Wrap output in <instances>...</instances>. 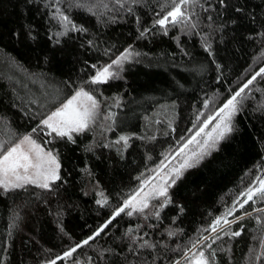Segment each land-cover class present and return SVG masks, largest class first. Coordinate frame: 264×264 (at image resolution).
Returning <instances> with one entry per match:
<instances>
[{"label": "trees", "instance_id": "trees-1", "mask_svg": "<svg viewBox=\"0 0 264 264\" xmlns=\"http://www.w3.org/2000/svg\"><path fill=\"white\" fill-rule=\"evenodd\" d=\"M172 7L0 0V139L31 134L60 165L49 189L0 188V264H192L201 251L209 264H264V198L238 203L264 179V75L242 98L232 131L169 189L170 203L121 213L95 236L143 175L264 67V0H199L184 7L187 24L154 25ZM57 8L84 31L57 43ZM127 49L133 57L115 78L90 83ZM80 89L101 114L74 142L37 127ZM230 211L231 223L211 234Z\"/></svg>", "mask_w": 264, "mask_h": 264}, {"label": "snow or ice", "instance_id": "snow-or-ice-1", "mask_svg": "<svg viewBox=\"0 0 264 264\" xmlns=\"http://www.w3.org/2000/svg\"><path fill=\"white\" fill-rule=\"evenodd\" d=\"M32 2V0H30ZM59 2V0H57ZM142 0H117L120 7H124V3L138 4ZM190 3H199V0H172L173 7L168 11L162 18L154 21V25H158L160 28L167 29V25L171 23L176 25L178 23L187 24L189 16L183 10L185 6ZM223 3V0H221ZM83 7V5H77ZM128 12H132L133 9L129 7ZM57 14L59 15L60 22L64 28L63 32L57 34L56 42L59 43V36L67 35L69 31H81L84 29L78 28L75 24H72L67 15H64L60 12V9H56ZM195 27V25H192ZM146 31H142L141 35H145ZM51 39V37H50ZM91 44V42H89ZM130 52H126L117 58L113 59L111 63L102 66L97 69L95 75L92 76L90 83L92 84H103L107 83L110 79L115 78L117 75L116 71L113 69H121L123 62L126 61ZM95 67V65H93ZM264 75V68H261L250 80L247 81L238 91H236L230 99L216 112L215 116H210L207 120L204 121L203 126L185 143H183L178 150L175 152L176 157H180V163L175 167L169 169L168 172L164 170L168 168L167 163H161L160 167L155 169V176L151 180L144 181L145 185L151 184L149 192L143 193L141 195L140 191H137L134 195L126 199L123 205L117 208L114 212V215L103 224L95 233V236L100 235L109 224L112 223L116 217L120 216L121 213H125L128 216H132L133 213H143L144 209L149 207V199H159L163 198L161 207L170 203V198L168 196V190L171 188L177 180L181 178L183 172L188 168L194 167L204 155L208 154L207 150L209 148L215 147V144L223 139L226 133L232 131L231 120L233 116L237 113L238 104L241 97V94L244 93L245 89L252 84L253 80L256 79V76ZM207 106V105H205ZM98 108V102L89 94V92L80 89L75 92V94L67 100L66 103H63L55 111H52L50 114L43 118L38 123V128L43 131H46V135L53 136V134L60 138H67V140L74 142L73 133H82L89 128V125L94 121L96 116V109ZM219 117V121L215 124L210 132L205 133V129L208 128L209 123L212 120H215ZM37 129H33V132H36ZM204 134L206 136L203 141L197 140V137ZM124 141L125 145L127 144L126 137H120ZM197 144V151H186L189 149V145ZM166 159H168L166 157ZM59 163L56 156L53 155L51 151H45L41 145H39L31 135H25L18 142L6 146V143H0V188L5 190L9 188H18L22 187L24 184H34L37 187L42 189H49L50 183L55 182L60 179L59 176ZM159 177L158 183H152ZM259 179V178H258ZM260 196L264 198V179L259 180L258 188H249L246 193V199L242 202H238L240 208H244V205L249 201H253L254 197ZM106 202V201H104ZM101 203V201H97ZM127 210V211H126ZM264 211V209H260ZM157 216L159 213H155ZM230 211L227 215H232ZM239 219V217L237 218ZM223 221L224 224H229L231 221L222 217L217 219L215 224L212 226L211 231L215 232L218 225ZM129 230V235H131ZM241 233L239 231L232 232L233 237L239 236ZM220 238L219 236L216 237ZM94 239V236L89 237L83 241V244H88L89 240ZM215 241L213 240V243ZM80 245H77L79 247ZM142 246H149L145 242ZM209 247L211 245H208ZM76 251V248L65 252L62 257L59 259H66L72 257L73 252ZM214 255V253H212ZM195 261V264H209L208 258L205 256L204 252L201 251L199 254H193L191 258ZM51 264H56L55 260Z\"/></svg>", "mask_w": 264, "mask_h": 264}, {"label": "rangeland", "instance_id": "rangeland-1", "mask_svg": "<svg viewBox=\"0 0 264 264\" xmlns=\"http://www.w3.org/2000/svg\"><path fill=\"white\" fill-rule=\"evenodd\" d=\"M126 52H130L131 53V55L129 56V58L126 60V61H124L123 62V64L124 63H126V62H128V61H130L131 59H132V57H133V52L131 51V50H125L122 54H124V53H126ZM122 54H120V55H122ZM119 55V56H120ZM123 66V65H122ZM264 68V67H263ZM119 70L120 69H113V71H116L117 72V74H118V72H119ZM258 76H256V78H257ZM255 80H253V82H254ZM253 82H252V84H253ZM252 84H250L249 86H248V88H246L245 89V91H244V93H242L241 94V97L240 98H238V100H240V103H241V101H242V98L249 92V91H251V85ZM75 94V93H74ZM73 94V95H74ZM72 95V96H73ZM71 96V97H72ZM70 97V98H71ZM69 98V99H70ZM68 100V99H67ZM67 100L64 102V103H66L67 102ZM240 103L238 104V109H239V106H240ZM63 104V103H62ZM61 104V105H62ZM60 105V106H61ZM59 106V107H60ZM59 107H57V108H59ZM56 108V109H57ZM221 108V107H220ZM219 108V109H220ZM55 109V110H56ZM219 109L216 111V112H218L219 111ZM54 110V111H55ZM216 112H214L212 115H209V116H207L204 120H203V123H204V121L205 120H207L210 116H215V114H216ZM96 116H95V119H94V121L91 123V124H93V123H95L96 121H97V119L100 117V111H99V105H98V108L96 109ZM236 115V114H235ZM234 115V116H235ZM163 116H165L164 114H160V116H159V118H163ZM234 116H233V118H234ZM233 118H232V120H233ZM232 120H231V127H232ZM219 121V117H217L215 120H212L211 121V123H209V125H208V128L207 129H205V133H207V132H210L211 130H212V128L215 126V124L217 123ZM203 123H202V125L199 127V128H196V127H194V128H192V131H191V133L189 134V136H188V138H187V140L189 139V138H191L202 126H203ZM90 124V125H91ZM90 125H89V127H90ZM197 125V124H196ZM195 125V126H196ZM0 127H3V129H5L4 128V126H2V124H0ZM74 134V133H73ZM228 133H226L225 134V136L227 135ZM29 135H31V134H29ZM32 136V138L33 139H35L34 138V136L33 135H31ZM224 136V137H225ZM121 137H126L127 139H128V136H125V135H123V136H121ZM23 137H21L20 139H22ZM206 138V136L204 135V134H202L201 136H199V137H197V140H199V141H203V139H205ZM19 139V140H20ZM120 139V138H119ZM6 140V139H5ZM18 140V141H19ZM121 140V139H120ZM186 140V141H187ZM221 140H223V139H220L216 144H215V147H213V148H209L208 150H207V153L208 154H206V155H204L203 156V158L202 159H200L199 160V162L198 163H200L206 156H208L213 150H215L217 147H218V144L220 143V141ZM18 141H16V142H18ZM122 141V140H121ZM185 141V142H186ZM16 142H14V143H16ZM37 142V141H36ZM124 142V141H123ZM184 142V143H185ZM0 143H6L5 141H4V139L2 140V139H0ZM14 143H11V144H14ZM11 144H8L7 145V143H6V146H10ZM40 145V144H39ZM182 145V144H181ZM42 147V146H41ZM43 148V147H42ZM179 148V147H178ZM44 149V148H43ZM45 150V149H44ZM178 150V149H177ZM177 150H175L174 152H170V153H167V154H165L164 155V157L161 159V161L159 162V163H157L154 167H152L151 169H149L144 175H143V177L140 179V182H139V185H138V188H137V190L132 194V195H134L137 191H140L141 189H143V191L141 192V195H143V193H145V192H149L150 191V188H151V184H149V185H145L144 184V181H146V180H151L152 179V177L153 176H155V169H157V168H159L160 167V165H161V163H167L168 164V168H166L164 171L165 172H168L169 171V169L170 168H172V167H175L176 165H178L179 163H180V160H181V158L180 157H176L175 159H172V157L173 156H175V152L177 151ZM198 150V145L197 144H192V145H189V149L188 150H186V151H197ZM46 152H47V150H45ZM166 157L168 158V159H166ZM198 163H196L195 164V166L198 164ZM192 168V167H191ZM188 169H190V168H188ZM187 169V170H188ZM186 171V170H185ZM184 171V172H185ZM183 172V173H184ZM159 182V177H157L156 178V180H154V181H152V183H158ZM51 184V183H50ZM26 185H34V184H31V183H28V184H24L23 186H26ZM34 186H36V185H34ZM259 187V183H257L256 184V186L255 187H250V188H258ZM4 189V188H3ZM9 189H14V188H9ZM170 189V188H169ZM169 191V190H168ZM247 191H248V189L245 191V192H243V194L240 196V199H241V201H243L244 199H246L247 197H246V193H247ZM131 195V196H132ZM160 199V198H159ZM157 199H149V201H148V203H149V205L153 202V201H156ZM123 205V204H122ZM145 210V209H144ZM127 211V210H126ZM138 213V212H137ZM133 214H135V213H133ZM224 218H226V219H228V215L226 216V217H224ZM216 222V221H215ZM223 225H227V224H224L223 223V221H221V224L220 225H218L217 226V228H216V231H218L219 230V228L221 227V226H223ZM215 231V232H216ZM215 232H211V234H213V233H215ZM210 234V235H211ZM192 264H195V261L192 259Z\"/></svg>", "mask_w": 264, "mask_h": 264}]
</instances>
